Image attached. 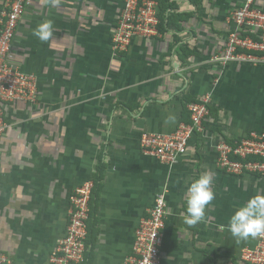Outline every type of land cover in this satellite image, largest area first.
I'll return each instance as SVG.
<instances>
[{"label": "crops", "instance_id": "crops-1", "mask_svg": "<svg viewBox=\"0 0 264 264\" xmlns=\"http://www.w3.org/2000/svg\"><path fill=\"white\" fill-rule=\"evenodd\" d=\"M172 1L174 23L115 51L123 0H58L55 7L27 0L11 59L37 76L39 99L8 104L0 138V251L12 264H50L66 234L70 195L91 178L89 264L123 262L140 218L164 188L161 264H245L240 252L257 237L237 241L228 220L264 193V175L221 168L216 145L264 127V64L211 61L242 0ZM44 20L53 21L50 44L33 34ZM208 93L209 114L173 168L142 152L143 130L171 132L190 122L189 102ZM204 171L214 177L215 199L203 221L188 226L186 189Z\"/></svg>", "mask_w": 264, "mask_h": 264}, {"label": "built area", "instance_id": "built-area-1", "mask_svg": "<svg viewBox=\"0 0 264 264\" xmlns=\"http://www.w3.org/2000/svg\"><path fill=\"white\" fill-rule=\"evenodd\" d=\"M259 1L242 0L241 5L232 11L225 46L212 56V62L223 67L230 62L264 64V6ZM26 4L27 0H6L0 14V138L7 128L6 106L14 102L35 104L39 99L37 76L23 71L11 59L15 32ZM160 10L159 0H123L112 35L113 50L127 51L135 39L159 35ZM172 11L168 9L166 15ZM210 104V93L199 101L189 103L190 122H180L171 132L143 130L139 138L142 152L156 158L169 170L173 168L186 154L195 131L201 130ZM216 148L217 163L226 171L235 174L259 172L264 175V162H243L231 158V154L241 158L249 154L264 157V131H252L235 146L220 141ZM93 187L94 182L87 180L70 195L66 234L57 240L49 256L50 264H84L88 260V221ZM167 193V188L159 192L146 214L140 218L133 248L121 264H161V247L168 215ZM240 259L245 264H264V235L257 236L254 245L242 248ZM0 264H12L1 251Z\"/></svg>", "mask_w": 264, "mask_h": 264}, {"label": "clouds", "instance_id": "clouds-1", "mask_svg": "<svg viewBox=\"0 0 264 264\" xmlns=\"http://www.w3.org/2000/svg\"><path fill=\"white\" fill-rule=\"evenodd\" d=\"M57 6L58 0H51ZM53 21L44 20L37 25L33 34L41 41L49 43L54 36ZM214 177L210 171H204L189 182L185 193L186 215L183 222L195 226L205 218L207 206L215 199ZM228 231L237 241L264 235V193H255L245 203L236 207L229 217Z\"/></svg>", "mask_w": 264, "mask_h": 264}, {"label": "trees", "instance_id": "trees-1", "mask_svg": "<svg viewBox=\"0 0 264 264\" xmlns=\"http://www.w3.org/2000/svg\"><path fill=\"white\" fill-rule=\"evenodd\" d=\"M160 1H161V4H160L161 10H160V14H159V17H160V28L162 27L161 25H163V24H166L169 27L171 25V23H174L175 22L176 14H175L174 11H172L174 13L171 12L169 15H166V11L168 9H173V7L175 6V2H173V1L171 2V0H159V2ZM192 1L193 2H197L198 0H192ZM195 101H198V100H193V101L191 100V102H195ZM191 102H189V103H191ZM209 107H210V105H209ZM250 133L247 134L244 137L249 136ZM225 139H226V142H228L229 144H231L233 146H235L236 143L240 141V139H238V140L227 139V138H225ZM231 158L234 159V160H240V161H243V162H248V161L264 162V157H262L260 155H255V154H249L245 158H241L238 155L231 154ZM254 173H259V172H254ZM91 180L94 182V187H93L92 194H91V198H92L93 191L95 189V180H93V178H91ZM91 198H90V216H91ZM88 230H89V221H88ZM88 242L89 241L87 239V243ZM88 255H89V253L87 254V257H88ZM84 264H89V261L87 260Z\"/></svg>", "mask_w": 264, "mask_h": 264}, {"label": "rangeland", "instance_id": "rangeland-1", "mask_svg": "<svg viewBox=\"0 0 264 264\" xmlns=\"http://www.w3.org/2000/svg\"><path fill=\"white\" fill-rule=\"evenodd\" d=\"M254 131H256V132H262V131H264V127L261 128V129H258V130H254ZM242 138H243V137H242Z\"/></svg>", "mask_w": 264, "mask_h": 264}]
</instances>
